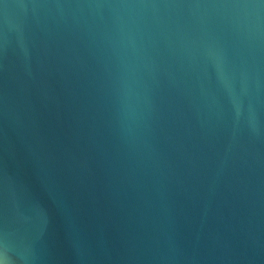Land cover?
Masks as SVG:
<instances>
[{
  "label": "water",
  "instance_id": "obj_1",
  "mask_svg": "<svg viewBox=\"0 0 264 264\" xmlns=\"http://www.w3.org/2000/svg\"><path fill=\"white\" fill-rule=\"evenodd\" d=\"M0 264H264V0H0Z\"/></svg>",
  "mask_w": 264,
  "mask_h": 264
}]
</instances>
